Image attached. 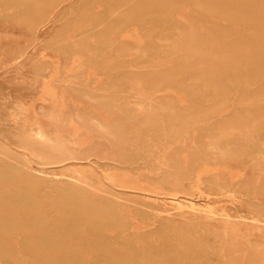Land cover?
Returning <instances> with one entry per match:
<instances>
[{"label":"rangeland","instance_id":"obj_1","mask_svg":"<svg viewBox=\"0 0 264 264\" xmlns=\"http://www.w3.org/2000/svg\"><path fill=\"white\" fill-rule=\"evenodd\" d=\"M184 263L264 264V0H0V264Z\"/></svg>","mask_w":264,"mask_h":264},{"label":"bare ground","instance_id":"obj_2","mask_svg":"<svg viewBox=\"0 0 264 264\" xmlns=\"http://www.w3.org/2000/svg\"><path fill=\"white\" fill-rule=\"evenodd\" d=\"M52 2V1H51ZM45 87V86H44ZM45 92H50V89H49V87L47 86L46 88H45ZM46 95V94H45ZM49 96V95H48ZM47 96V97H48ZM55 98V97H54ZM44 99H46V98H44ZM39 100V99H38ZM51 100V99H50ZM49 100V101H50ZM48 101V102H49ZM44 102V101H43ZM51 102V101H50ZM49 104H51V103H49ZM22 105H24V103L22 104ZM20 106V105H19ZM55 107H56V105H55ZM20 108L22 109V107L20 106ZM27 108V107H26ZM30 108H31V106H30ZM18 110V109H17ZM25 110H27V109H25ZM21 111V110H20ZM24 111V110H23ZM61 113V112H60ZM13 114V113H12ZM37 114V113H36ZM14 115H15V117L20 121V123L22 124V127L24 128V135H27V136H35L36 135V133H34V131L32 130V128H31V124H30V122L27 120V118H25V116L21 113V112H14ZM31 116V115H30ZM29 117V116H28ZM36 117V116H35ZM33 118V117H32ZM30 120V119H29ZM37 120H39V119H37ZM39 122V121H38ZM35 124V123H34ZM43 124V123H42ZM44 125V124H43ZM42 125V126H43ZM78 125V124H77ZM45 126V125H44ZM40 128V127H39ZM42 128H44V127H42ZM41 128V129H42ZM45 130V129H44ZM46 131V130H45ZM74 131V130H73ZM37 136V135H36ZM42 136V135H41ZM43 136H44V134H43ZM11 146V145H10ZM13 149V148H12ZM26 155V154H25ZM212 168V167H211ZM46 175V174H45ZM124 180V179H123ZM60 183V182H59ZM127 184V183H126ZM130 185V184H129ZM3 186V185H2ZM47 206H48V204H47ZM8 218V217H7ZM9 220V219H8ZM97 223V222H96ZM86 232V231H85ZM84 232V233H85ZM89 235V234H88ZM90 236V238H91V235H89ZM84 238H88V237H84ZM88 242V241H87ZM89 246V245H88ZM110 248V247H109ZM92 251V250H91ZM87 252V251H86ZM85 253V252H84ZM102 255V254H101ZM100 256V255H99ZM164 256V255H163ZM185 264V263H184Z\"/></svg>","mask_w":264,"mask_h":264}]
</instances>
